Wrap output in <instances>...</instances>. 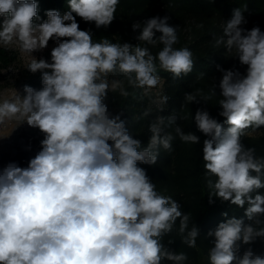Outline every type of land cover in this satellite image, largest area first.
I'll return each instance as SVG.
<instances>
[{
  "label": "clouds",
  "instance_id": "obj_1",
  "mask_svg": "<svg viewBox=\"0 0 264 264\" xmlns=\"http://www.w3.org/2000/svg\"><path fill=\"white\" fill-rule=\"evenodd\" d=\"M119 2L69 0L70 11L63 16L49 10L46 21L35 23L36 0H0V46L28 54L26 68L41 72L43 84L41 90L25 85L23 97L17 94L0 102V123L16 119L18 125L26 122L44 134L41 150L27 167L11 162L0 172V264H186L185 253L162 243L177 220L183 243L196 247L200 229L196 224L189 229L190 213L171 196L160 194L138 166L156 165L160 148L172 151L174 137L165 128L175 124L177 116L152 120L149 141L142 148L121 114L112 115L106 104L108 93L117 87L122 96L129 95L122 82H108L110 74L122 75L130 87L147 95L162 86L159 71L174 79L191 73L193 53L174 47L177 28L169 26L168 17L134 22L133 31L140 30L137 44L94 42L90 30H80L76 16L107 28ZM246 10V4L234 9L222 35L214 37L216 48L222 46L227 57L247 65L246 75L222 70L219 115L228 126L204 109H197L194 117L197 129L208 137L202 159L209 203L212 197L230 202L244 208L251 221L245 224L233 217L209 231L214 238L210 264H264V253L251 247L237 254L241 243L264 239V194L259 191L264 189V158L241 139L246 130L264 126V32L241 27ZM50 39L57 44L51 62L38 60L32 53L44 50ZM158 44L163 47L154 55L148 45ZM215 95L213 85L208 95L196 89L184 100L207 103ZM167 99L159 96V110ZM175 133L184 143H200L179 125Z\"/></svg>",
  "mask_w": 264,
  "mask_h": 264
},
{
  "label": "trees",
  "instance_id": "obj_2",
  "mask_svg": "<svg viewBox=\"0 0 264 264\" xmlns=\"http://www.w3.org/2000/svg\"><path fill=\"white\" fill-rule=\"evenodd\" d=\"M134 3L135 8L148 5V10L143 9L136 15L137 22L143 23L148 20L147 15L150 13V7L160 4L164 10L161 17H168L169 26L177 28L178 43L175 48L187 47L193 53L194 66L191 73L173 78L171 73L158 72L163 80L161 95L168 97L163 109H158V104L153 101L149 95H145L143 89L132 88L128 85L127 80L120 74H116L123 80V88L129 92L127 97L121 95L120 89L110 91L107 96L106 104L108 111L112 115L121 114V119L128 126V132L134 139L141 141V147H146L150 138V132L141 131L157 116H168L175 114L177 121L171 126H166L165 131L173 135L172 151H166L160 148L158 162L156 165L140 164L138 166L146 170L150 181L156 185V190L164 195L171 196L182 206L184 213H190V228L196 224L200 229V237L197 238L196 247H188L183 243V237L175 231L169 236L162 238V243L173 252H183L187 255L186 264H210L209 250L212 247L213 237L208 236L210 230H215L221 222H226L230 218H243L245 224L251 223L245 217V209L230 202H221L218 198L212 197L213 203H209V191L207 187L206 172L204 161L202 159L203 141L208 139L201 133L195 124V113L197 109L208 111L211 117L221 123L224 128V117L219 115L222 111L218 101L222 98L219 96V83L223 76L222 70L239 71L241 75H246L247 65H242L238 57H227L226 49L222 46H214V37L222 35L223 24L231 19L233 10L247 5L244 11L246 23L241 27L251 30L253 27H259L264 32V0H120L117 10L123 11L124 15L131 12L129 3ZM140 2V4H139ZM38 5V16L34 18L35 23H42L47 20V11L56 10L62 16L70 11L69 0H36ZM75 16V13H73ZM126 17L122 18L123 25ZM77 21H80L77 20ZM76 21V22H77ZM203 25L198 27L197 25ZM116 26V27H118ZM91 29L93 39H108L113 42V36L116 31L114 28L109 33ZM140 30L133 31L130 26V33L127 31L117 32V43L137 44L136 37ZM120 34V35H119ZM161 35L156 33L158 37ZM111 36V37H109ZM95 42V41H94ZM151 52L155 55L160 51L163 45H148ZM5 55L2 54L3 60ZM219 66V67H218ZM203 74V75H201ZM215 86V96L204 102L186 103L184 97L186 94L194 92L196 89H202L204 95H208L212 86ZM199 99V97H198ZM145 112H150L145 116ZM181 117H187L182 119ZM179 125L185 133L192 132L200 139V143H184L175 133L176 126ZM264 130V126L260 129ZM253 129L246 130L248 132ZM242 142L245 147H252L256 150L258 158H264V142L258 145L256 140H251L243 136ZM260 141V140H259ZM257 142V143H256ZM111 143V142H109ZM215 180V177H210ZM264 194V189L259 190ZM247 207V205H245ZM226 214V215H225ZM172 241V243H169ZM244 252L240 244L238 255ZM162 264H172L171 261H163Z\"/></svg>",
  "mask_w": 264,
  "mask_h": 264
},
{
  "label": "rangeland",
  "instance_id": "obj_3",
  "mask_svg": "<svg viewBox=\"0 0 264 264\" xmlns=\"http://www.w3.org/2000/svg\"><path fill=\"white\" fill-rule=\"evenodd\" d=\"M134 3L136 2L134 1L132 3H129V6H131V8L129 9H131V12H129L128 15H124V13H122L123 11H118L117 13H115L113 22L107 28H97L94 22H85L78 16H76L75 19L76 21L80 19V21H77L80 30L91 31V29H97L102 31V33H109L114 28H117L120 31H116L112 40L113 43H117V32L127 31L128 33H130V26L134 22H137V20L134 21V19L136 18L138 12L142 11L143 9L148 10V5L136 9ZM160 6V4H155L150 7V13L147 15V17H149L148 19L157 16L161 17V13L159 12V10H161L162 12L164 9ZM123 17H126L124 24L118 26V24L122 22ZM2 20L3 17H0V23H2ZM100 31L99 34L101 33ZM100 38L103 37L101 36ZM100 38H97L96 40L93 39V41L100 42ZM56 46V42L50 39L47 47L44 50L33 52L32 55L35 56L38 60L43 58L50 63L51 51ZM2 54L5 55L4 59H6V62L2 58ZM29 62L30 56L28 54L21 53L15 46L8 48L0 46V102L5 99L11 100L17 94L23 97L25 95V85L31 86L35 90H41L43 88L42 73L39 71L36 73L30 72L26 68ZM107 79L110 84L113 80H116L122 82V86H124L123 80L116 74H110ZM162 87L163 80L161 87L151 89L147 94L151 96L153 98V101H155L157 104L159 96H161ZM117 89L120 88L117 87ZM19 123L20 122L16 119L6 120L5 122L0 123V172H2L3 169L11 162L16 163L17 166L22 168L27 167L30 159L34 158L38 151L41 150L40 142L44 139V134L40 132L38 128L30 127L26 122L18 125ZM128 127L129 124L126 129H128ZM147 129V127H144L141 131L146 132ZM244 136L248 139L256 140L258 142V145L264 142V130L251 131ZM190 226L191 224L189 222V229ZM173 231H175L177 234L179 233V220H177ZM166 236H169L171 240L170 234L165 235L163 239ZM241 247L243 248V250L251 247L257 254L264 253V239L257 238V240L251 245H244L243 243H241Z\"/></svg>",
  "mask_w": 264,
  "mask_h": 264
}]
</instances>
